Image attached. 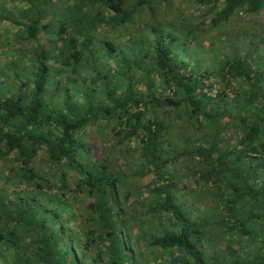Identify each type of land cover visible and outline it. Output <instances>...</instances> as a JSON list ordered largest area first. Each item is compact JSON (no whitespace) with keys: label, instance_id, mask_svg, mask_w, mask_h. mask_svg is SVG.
<instances>
[{"label":"trees","instance_id":"trees-1","mask_svg":"<svg viewBox=\"0 0 264 264\" xmlns=\"http://www.w3.org/2000/svg\"><path fill=\"white\" fill-rule=\"evenodd\" d=\"M0 264H264V0H0Z\"/></svg>","mask_w":264,"mask_h":264}]
</instances>
